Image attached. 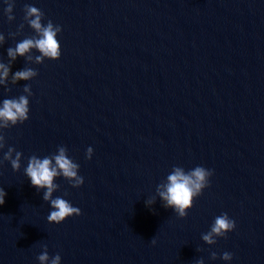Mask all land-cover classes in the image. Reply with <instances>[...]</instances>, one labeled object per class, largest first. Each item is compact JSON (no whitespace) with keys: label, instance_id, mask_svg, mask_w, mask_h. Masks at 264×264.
I'll list each match as a JSON object with an SVG mask.
<instances>
[{"label":"water","instance_id":"95a60500","mask_svg":"<svg viewBox=\"0 0 264 264\" xmlns=\"http://www.w3.org/2000/svg\"><path fill=\"white\" fill-rule=\"evenodd\" d=\"M25 4L62 26V55L18 56L12 72L38 75L0 85V99L33 92L29 119L5 130L21 169L0 153V264H39L42 244L61 264H264V0H15L13 21L0 0L4 62L33 34ZM58 145L84 177L56 179L53 195L81 209L60 224L23 172ZM173 165L214 170L185 218L156 192ZM222 212L236 228L208 245L201 234Z\"/></svg>","mask_w":264,"mask_h":264},{"label":"clouds","instance_id":"9594fccd","mask_svg":"<svg viewBox=\"0 0 264 264\" xmlns=\"http://www.w3.org/2000/svg\"><path fill=\"white\" fill-rule=\"evenodd\" d=\"M3 13L8 21L15 19L14 6L15 0H4ZM23 22L32 30L33 34L25 36L16 42L15 47L7 48L8 61L0 60V85L5 86L11 72V82L15 84L20 80H31L38 75L37 70L32 67H24L14 72L11 71V64L18 56L25 57L26 60H35L36 63H43L45 59L56 60L62 55L61 43L58 39L62 32V26L54 23L51 18L45 21V13L33 4H25ZM24 23L19 25L20 28ZM5 37L0 33V44H3ZM33 50L38 55H33ZM23 93L19 96L5 97L0 99V153L2 160L10 162L14 171H19L22 167L23 153L15 147L7 145L5 130L13 126L22 124L29 119L30 99L33 95L32 88L29 84L23 85ZM94 149L88 146L85 151V158L92 159ZM2 162V161H0ZM80 165L68 155L66 146L58 145L54 153L43 157L35 154L27 158V164L23 167V172L27 176L30 184L37 190L43 189V199L50 204V210L46 216L49 223L60 224L67 218L80 215L81 209L74 206L70 200L64 196H54L53 193L60 189V184L56 182L58 177H63L72 187H80L84 184V177L79 174ZM214 170L202 165H196L191 169L185 170L182 166L173 165L163 183L156 187V192L163 201V207L171 208L177 217L185 218L188 210L193 206L195 199L201 195L203 190L209 186L210 177ZM6 192L0 187V205L5 202ZM155 203V197L145 201L146 206ZM236 228V222L227 212L214 217L209 230L201 234V239L208 245L217 242L218 237L227 238V234ZM155 244L156 240L151 239ZM42 251L36 256L39 264H61L62 257L59 252L50 255L47 244L41 245ZM218 253L210 251V259L216 260ZM223 261H231L233 253L224 251L219 254ZM196 264H204L203 258L196 261Z\"/></svg>","mask_w":264,"mask_h":264}]
</instances>
